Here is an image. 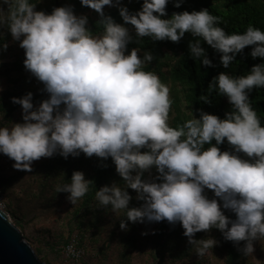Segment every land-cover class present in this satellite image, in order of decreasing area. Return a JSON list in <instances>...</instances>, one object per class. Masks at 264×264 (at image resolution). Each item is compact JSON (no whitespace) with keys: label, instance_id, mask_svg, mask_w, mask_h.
Returning <instances> with one entry per match:
<instances>
[{"label":"clouds","instance_id":"obj_1","mask_svg":"<svg viewBox=\"0 0 264 264\" xmlns=\"http://www.w3.org/2000/svg\"><path fill=\"white\" fill-rule=\"evenodd\" d=\"M39 2L0 0V28L19 41L26 70L48 93L37 106L32 92L12 97L22 106L23 122L0 126V153L14 161L15 169L29 172L35 161L56 154L65 159L81 153L111 157L124 186L114 182L100 187L96 206L123 212L122 230L128 229V221L179 222L195 253L204 257L219 242L195 235L215 228L236 245L244 241L239 248L244 256L254 255V242L264 240V126L249 94L264 87V62L253 65L247 75L221 72L212 78L208 94L199 99L212 104L213 92L226 96L231 110L224 118L200 109L199 118L192 114L173 127L170 87L155 72L144 70L157 57L148 50L141 56L129 45L143 37L179 43L191 33L196 38L189 44L193 58L215 66L202 47L206 42L228 68L247 46H252L253 59L264 58V30L250 24L244 32L229 34L220 26L223 18L207 8L164 18L169 0H143L135 12L121 0H81L100 16L102 31L94 34L88 16L77 15L74 6L47 13L36 10ZM182 2L176 0L175 7ZM105 6L118 7L124 23L106 14ZM2 47L6 50L8 44ZM225 141L230 149L222 151ZM93 183L77 170L70 182L56 185V192L69 193L75 205ZM129 188L143 201L141 206L129 207ZM6 216L0 209V218ZM67 252L79 255L74 245Z\"/></svg>","mask_w":264,"mask_h":264},{"label":"rangeland","instance_id":"obj_2","mask_svg":"<svg viewBox=\"0 0 264 264\" xmlns=\"http://www.w3.org/2000/svg\"><path fill=\"white\" fill-rule=\"evenodd\" d=\"M8 46L9 49L0 52V105L8 103L5 96L7 93L23 96L32 92L33 97L46 99L48 93L42 91L43 83L26 70L25 66L24 69L22 67L26 57L19 41L12 40ZM166 70L163 69L164 72ZM42 100L33 102L34 106ZM6 110L0 111V126L10 121L23 122L22 108L11 114ZM60 156L56 154L35 161L29 172L15 169L14 161L0 153V188L5 196L4 212L42 262L227 264L226 246L220 230L201 231L198 232L199 235H195L196 239L213 237L219 242L206 256L199 257L183 234L182 226H177L170 235L168 230L167 235L163 236L158 235L160 222L147 220L143 223L128 221V229L122 230L120 220L124 219L123 212L117 215L110 207H97V201L86 206L83 198L73 205L67 198L69 193L56 192V185L62 184L60 177L45 172L48 170L46 166L50 167ZM82 158L89 164L90 160L83 153L78 157L72 156L69 162L75 165ZM57 172L64 174L65 170L58 169ZM114 182L121 184L117 180ZM206 191L209 198H214L210 190ZM142 204L143 201L139 200V206ZM73 241H76V248L80 250L76 251L79 255L67 252L66 246ZM254 244V255L246 257L241 253L240 264H264V240L255 241Z\"/></svg>","mask_w":264,"mask_h":264},{"label":"trees","instance_id":"obj_3","mask_svg":"<svg viewBox=\"0 0 264 264\" xmlns=\"http://www.w3.org/2000/svg\"><path fill=\"white\" fill-rule=\"evenodd\" d=\"M33 2H38V0H33ZM175 3L176 0H169L166 8L168 16L164 18H170L174 12H183L185 10L191 12L193 10L199 11L207 8L212 14L223 18L220 26L225 27L229 34L233 32H244L250 24L264 30V0H183L179 8L175 7ZM121 4L126 5L130 12H135L141 9L143 0H121ZM64 5L74 6V11L77 15H87L89 18L88 27L94 34L102 31V26L98 24L100 20L99 14L90 7L83 6L81 0H40L36 10L51 13L55 7ZM104 11L106 14L111 15L116 22L124 23L122 17L119 15L118 7L105 6ZM126 26L130 28L132 35L135 36L134 26L130 24ZM195 39L191 33H186L179 43L170 40L153 41L150 37H143L134 38L133 43L129 45V50L135 47L139 50V55L141 56L144 51L148 50L157 57L144 70L155 72L163 83L170 85V97L173 100V104L169 114V124L173 127H178L187 119L192 118V114L199 118L200 109L224 118L225 113L231 110V105L226 96H219L213 92L211 94L212 104L204 103L199 99L201 95L208 94V85L212 78L221 72H227L231 76L247 75L253 65L264 62V58L257 57L253 59L250 55L252 46H247L237 56L236 60L228 68H225L220 62L221 54L204 42L202 47L206 49L208 57L213 61V65H215L214 67L204 66L199 60H196L190 55L189 44ZM12 40L11 33L6 28H0V52L4 51L3 44H9ZM9 48L8 46L7 49ZM22 67L24 69V65ZM164 68L167 69V72L163 71ZM249 95L252 100V106L261 118L262 126H264V87L255 88ZM5 96L8 103L0 105V111L7 109L6 111L11 114L15 110L22 108L21 105L13 103L12 97H23L24 95L17 96L7 93ZM40 100H42L40 96L33 97V102ZM220 147L222 151L230 149L227 141L223 145H220ZM71 157L70 155L65 159L63 156H60L57 161L58 163L53 161L50 167L47 164L46 169L48 170L45 172L51 176L54 174L56 176L57 174L63 184L70 182L74 171H84L86 169V174V170L84 171L86 178L94 182L90 185L89 192L83 197L86 206L96 201L95 192L100 187L111 185L116 180L121 183L122 187L124 186L123 178L117 173L116 165L111 157L104 160L93 155L87 159L90 160L89 164L84 162L85 158H82V161H78L75 165L70 164L69 158ZM58 169L65 170V173L59 174L57 172ZM151 174L153 177L157 175L155 169L152 170ZM145 178H149V173H145ZM128 191L133 197L129 207H138L139 200L136 199L137 194L135 190L129 188ZM210 192L214 194L212 190ZM224 211L230 218L235 219L234 213L229 210ZM123 218L126 219V217ZM177 226L182 225L179 222L171 224L167 220L161 221L158 235H167L168 230L170 231L168 235H170L175 231ZM196 235L199 234L196 233ZM224 242L226 246L227 264H240L239 257L242 252L239 248L245 242L241 241L240 245H236L232 241L225 240V238Z\"/></svg>","mask_w":264,"mask_h":264},{"label":"water","instance_id":"obj_4","mask_svg":"<svg viewBox=\"0 0 264 264\" xmlns=\"http://www.w3.org/2000/svg\"><path fill=\"white\" fill-rule=\"evenodd\" d=\"M0 264H46L10 223L8 215L0 218Z\"/></svg>","mask_w":264,"mask_h":264},{"label":"built area","instance_id":"obj_5","mask_svg":"<svg viewBox=\"0 0 264 264\" xmlns=\"http://www.w3.org/2000/svg\"><path fill=\"white\" fill-rule=\"evenodd\" d=\"M4 206H5V196H4L3 190L0 188V209H2L3 211H4ZM75 242L73 241V242L69 243L66 246V249L68 248L69 245H74L75 246V251H80L79 249L76 248V243Z\"/></svg>","mask_w":264,"mask_h":264}]
</instances>
